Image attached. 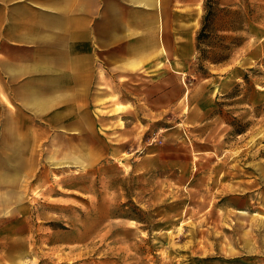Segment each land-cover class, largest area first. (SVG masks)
<instances>
[{"label":"rangeland","instance_id":"rangeland-1","mask_svg":"<svg viewBox=\"0 0 264 264\" xmlns=\"http://www.w3.org/2000/svg\"><path fill=\"white\" fill-rule=\"evenodd\" d=\"M192 14L173 62L105 73L97 129L0 145V264H264V0Z\"/></svg>","mask_w":264,"mask_h":264},{"label":"crops","instance_id":"crops-1","mask_svg":"<svg viewBox=\"0 0 264 264\" xmlns=\"http://www.w3.org/2000/svg\"><path fill=\"white\" fill-rule=\"evenodd\" d=\"M200 4L0 0V145L11 153L1 160L29 162L24 155L39 144L40 131L97 129L103 108L96 105L110 81L105 73L146 70L159 59L171 63L185 40L192 49L188 25Z\"/></svg>","mask_w":264,"mask_h":264},{"label":"trees","instance_id":"trees-1","mask_svg":"<svg viewBox=\"0 0 264 264\" xmlns=\"http://www.w3.org/2000/svg\"><path fill=\"white\" fill-rule=\"evenodd\" d=\"M210 15H211V13H206L204 15V17H203V20H204L203 21V27H202V29L200 30V32H199V34L197 36V41H199L200 38L203 37L205 32H206V27H207L206 25H208V21L210 19Z\"/></svg>","mask_w":264,"mask_h":264}]
</instances>
